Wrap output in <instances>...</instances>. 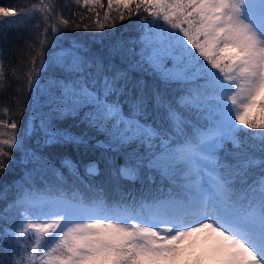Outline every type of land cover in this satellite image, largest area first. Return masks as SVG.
<instances>
[{
    "label": "snow or ice",
    "instance_id": "snow-or-ice-1",
    "mask_svg": "<svg viewBox=\"0 0 264 264\" xmlns=\"http://www.w3.org/2000/svg\"><path fill=\"white\" fill-rule=\"evenodd\" d=\"M133 16L147 28L138 52L65 43ZM4 28L29 38L15 67L0 50V94L9 74L18 84L15 112L0 104V175L13 150L26 168L0 209V264H264V0H33L0 6ZM45 74L48 110L21 132ZM73 147L100 150L83 174ZM158 178L157 195L128 187Z\"/></svg>",
    "mask_w": 264,
    "mask_h": 264
},
{
    "label": "trees",
    "instance_id": "trees-1",
    "mask_svg": "<svg viewBox=\"0 0 264 264\" xmlns=\"http://www.w3.org/2000/svg\"><path fill=\"white\" fill-rule=\"evenodd\" d=\"M33 2V0H0V6L3 7H23ZM65 0H60V3L63 4ZM106 5L107 0H104ZM72 11H80L85 13V9L79 8L77 6H73ZM97 11H101L100 20L101 23H105L103 19V10L97 9ZM88 17H91L92 20L95 19L94 12L86 13ZM65 16H68V11L65 9ZM112 16H116V12L113 11ZM91 21L86 19L84 23H90ZM147 31V28L142 25V22L139 17L133 16L131 19L115 20V26L111 27L108 23H106L103 31H97L93 28L89 30L81 29H72L70 30V36L66 39L65 43L70 42V40L74 37L83 38L84 43L87 47H91L93 50H105L109 48L112 44L116 42H127L128 45L135 46L136 51L140 50V42L144 35V32ZM153 33L156 32V29L152 30ZM28 34L24 28H4L0 31V50H2L3 60L5 65H11L15 67L18 65L21 57L18 54V50L23 47V43L26 39H28ZM59 51V49H57ZM50 74H45L43 79L39 81L38 87L41 89L39 94L37 92L31 93V107L25 111L23 117L16 116L15 118L20 122L21 128L20 131L23 132L24 128H29V123L31 122L33 125H39V117L41 112H45L48 110V106L46 103V96L44 94L43 87L51 79ZM9 80L12 83V86L7 88L2 94H0V104L7 105L12 108L13 112H15V88L18 86L17 82L11 77L9 74ZM175 91V88H173ZM43 97V99L41 98ZM21 99L25 101L29 100L28 94H25ZM36 110V118H33V111ZM0 118L7 119L8 117L0 115ZM199 123H196V120H190V123L193 126V131L196 127H199L205 124L204 118H198ZM70 126H69V125ZM59 127L68 128L73 133L79 134L82 130H84V125L79 124V122H74L72 118H67L60 122ZM243 127V126H242ZM251 131V130H249ZM40 135L30 136L28 139L29 150L36 148L38 140H40ZM94 142V141H93ZM228 147L231 148V144H228ZM23 151L13 150L12 160L6 161L8 167L6 168L3 175H0V209L5 208L9 203L12 202L15 194V184L20 181L22 175L26 171L25 164L23 163ZM73 163H76L80 172L84 173V166L88 163L96 160V158L100 155V150L89 151L83 148H69L65 153ZM57 167L60 165L57 163ZM101 172H104V166L100 163ZM64 172L65 176L68 175L67 169H61ZM94 183L97 185H103L107 182L106 176H96L93 178ZM127 186V185H126ZM130 187V190L133 193H143L144 196L157 195L156 188H163L164 185L161 184L159 178L156 182V187H153L151 182H146L145 184H141L137 182L133 186ZM8 218L12 222L13 227L19 223V214L15 209H11L8 212ZM2 254V253H0Z\"/></svg>",
    "mask_w": 264,
    "mask_h": 264
},
{
    "label": "rangeland",
    "instance_id": "rangeland-1",
    "mask_svg": "<svg viewBox=\"0 0 264 264\" xmlns=\"http://www.w3.org/2000/svg\"><path fill=\"white\" fill-rule=\"evenodd\" d=\"M69 125V124H68ZM70 126V125H69ZM33 127V124L31 123V128ZM242 127V126H241Z\"/></svg>",
    "mask_w": 264,
    "mask_h": 264
},
{
    "label": "water",
    "instance_id": "water-1",
    "mask_svg": "<svg viewBox=\"0 0 264 264\" xmlns=\"http://www.w3.org/2000/svg\"><path fill=\"white\" fill-rule=\"evenodd\" d=\"M31 127V123H29V128Z\"/></svg>",
    "mask_w": 264,
    "mask_h": 264
}]
</instances>
